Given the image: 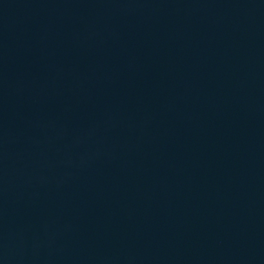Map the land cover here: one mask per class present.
Segmentation results:
<instances>
[{
  "label": "water",
  "instance_id": "1",
  "mask_svg": "<svg viewBox=\"0 0 264 264\" xmlns=\"http://www.w3.org/2000/svg\"><path fill=\"white\" fill-rule=\"evenodd\" d=\"M0 264H264V0H0Z\"/></svg>",
  "mask_w": 264,
  "mask_h": 264
}]
</instances>
